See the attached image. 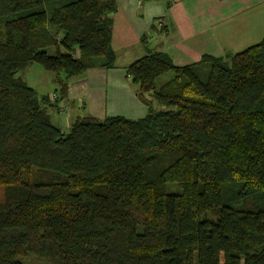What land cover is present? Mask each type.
<instances>
[{"label": "trees", "instance_id": "16d2710c", "mask_svg": "<svg viewBox=\"0 0 264 264\" xmlns=\"http://www.w3.org/2000/svg\"><path fill=\"white\" fill-rule=\"evenodd\" d=\"M118 2L0 0V264H264V38L231 64L149 50L126 67L144 116L51 120L115 66ZM33 63L54 102L19 75Z\"/></svg>", "mask_w": 264, "mask_h": 264}, {"label": "crops", "instance_id": "0c3cea01", "mask_svg": "<svg viewBox=\"0 0 264 264\" xmlns=\"http://www.w3.org/2000/svg\"><path fill=\"white\" fill-rule=\"evenodd\" d=\"M118 1L112 34L115 66L96 67L90 70L91 79L85 75L72 81L64 99L50 96L53 100L56 95L57 106L48 107V113L63 130L74 120L72 114L77 118L99 110L103 118L144 116L148 108L136 94L137 85L126 77V67L149 50L164 51L181 66L203 55L233 56L264 38V0ZM69 107L75 113H69L67 123L61 115Z\"/></svg>", "mask_w": 264, "mask_h": 264}, {"label": "rangeland", "instance_id": "374dc122", "mask_svg": "<svg viewBox=\"0 0 264 264\" xmlns=\"http://www.w3.org/2000/svg\"><path fill=\"white\" fill-rule=\"evenodd\" d=\"M132 55L133 54H125V58H127L129 56H132ZM232 57L233 56H227V57L223 58L224 62H226L228 64H231ZM90 74L91 73L89 71V73L86 74L85 78L86 79H91V77H90L91 75ZM19 75L22 76L23 79L26 80L29 85H31L32 87L35 88V90L38 93L39 97L48 96V95L51 96V95H53L56 92V89L58 88L57 84L55 82L56 78H55L54 74L52 72L46 70L44 68V66H42L39 63L30 64L25 69L20 71ZM173 75L174 74H173L172 71H169V72L163 74L162 76H160L157 79V85L158 86L162 85L163 83H165L166 81L171 79L173 77ZM91 95H92V93H91ZM52 102H54V101H52ZM89 106H90V103H89ZM153 106L156 109H161V108H165L166 107V106L161 105V104H159L157 102H155L153 104ZM87 110H89V108ZM72 112H73L72 111V107H69L67 110H65L64 114L61 115V118H64L65 120H67V123H68V121L71 119L69 116L72 114ZM69 113H70V115H69ZM73 113H75V112H73ZM82 113H85V112H82ZM72 115L74 116V114H72ZM92 115H97V116H99L100 119H103V116H104V114L102 112H99V110L94 111L92 113ZM73 116H71L72 119H76L75 118L76 116H74V118H73ZM70 126H71V124H70ZM70 126H65V131L66 132L69 131ZM168 189H169L170 192H174V191H178L179 190L177 185H170ZM2 192H3V188L0 187V199H2V194H3Z\"/></svg>", "mask_w": 264, "mask_h": 264}]
</instances>
